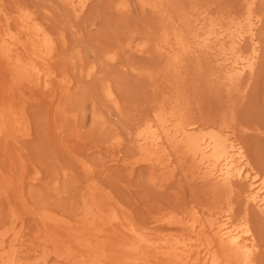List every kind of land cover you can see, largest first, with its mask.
Wrapping results in <instances>:
<instances>
[{
	"label": "rangeland",
	"instance_id": "obj_1",
	"mask_svg": "<svg viewBox=\"0 0 264 264\" xmlns=\"http://www.w3.org/2000/svg\"><path fill=\"white\" fill-rule=\"evenodd\" d=\"M244 1L168 0L161 5L165 9L153 11L141 0H90L82 13L75 14L64 0H0V21L9 22V33L19 32L17 15L25 12L56 43V52L46 63L30 51L23 58L16 50L0 48L7 68L0 67V79L9 86L12 74L30 86L14 89L11 95L17 104L25 102L28 137L12 133L8 112L0 107V187L8 196L0 198V220L15 209L26 238L39 244L40 253L50 261L59 247L85 264H172L164 262L169 254L163 246L150 249L148 242L173 238L178 228L157 225L154 216L184 219L196 212L204 213V218H224L229 209L230 220L249 230L254 246L248 264H264V214L251 206L245 209V184L213 188L193 180L181 165L174 178L162 185L148 166L139 164L130 172L123 164L135 156L134 130L158 107L176 104L187 121L229 126L251 166L264 176V0L253 6L262 20L261 31L257 29L260 55L253 73L237 83L240 92L234 89L237 85L229 88L223 81L216 50L200 47L177 70L167 66L157 49L164 29L182 28L190 34L192 20L201 16L207 18L201 24L207 31L214 26L209 19L242 17ZM141 41L146 49L138 53L131 46ZM92 66L94 73L87 76ZM67 80L69 89L51 103L49 98L59 95ZM107 83L112 85L116 106L104 95ZM112 157L116 161H110ZM85 191H93L118 221L117 229L128 240L125 247L111 246L91 228L86 235L76 232L74 219ZM198 249L200 258L204 245ZM109 256L114 258L110 262Z\"/></svg>",
	"mask_w": 264,
	"mask_h": 264
},
{
	"label": "bare ground",
	"instance_id": "obj_2",
	"mask_svg": "<svg viewBox=\"0 0 264 264\" xmlns=\"http://www.w3.org/2000/svg\"><path fill=\"white\" fill-rule=\"evenodd\" d=\"M64 1L75 14H80L87 8L90 0ZM141 1L144 6L150 5L154 11L160 10V7L163 8L164 5H161L168 0ZM245 1L247 2V4L244 3L246 10L242 17H230L231 19L223 22L216 20L217 18L209 19V22L214 21V26L207 31H203L201 25L207 21V18L201 16L192 20L193 28L191 31L189 30L190 34L185 33L187 30L184 31L182 28L172 29L171 32L164 29L165 32L163 30V35L157 43V49L163 54V57H166L164 60L168 61L167 66L179 70L183 67L186 56L196 54L200 47L212 48L216 50L215 53L212 52L216 54V61L221 66L223 81L228 84L227 87L235 86L241 80L244 81L243 78L246 75H251L255 70L260 55L261 46L258 38L260 32L257 34V29L261 31L258 25L262 21L261 15L254 12L253 6L256 0ZM16 21H18L19 32L15 34L9 33L7 20L4 23L0 21V48L11 50L12 53L16 50L15 53H21L23 58L26 56L25 52L30 51V55L45 63L48 62L56 52V43L51 33L29 13H19ZM245 43L247 48L243 47ZM131 47L136 52L143 53L146 49V42H137ZM109 58L113 59V56L110 55ZM1 59L0 56V67L5 69L6 65ZM12 64L14 63L12 62ZM93 73L94 67L92 66L87 76H91ZM10 80V85L7 86L5 83L8 81L4 83L0 79V99L2 100L0 107L8 112L12 133L28 137L30 120L25 102L23 100L17 104L18 102L16 103L11 95H13V91H16L14 89H29L30 86L20 79L12 78V74ZM70 82L67 80L66 86L60 90L59 95H52L49 101L53 103L58 100L62 93H65L66 88L69 89ZM246 83L248 81L243 82L245 85ZM236 87L239 85L234 89ZM103 92L108 101L116 106L117 101L112 85L107 83ZM33 97L36 100L39 99L35 94ZM175 105L164 104L158 107L139 126L137 125L133 136L135 156L123 160L125 168L132 172L137 165L144 164L162 185H166L174 178L177 166L181 165L184 166L182 170L187 167L193 180L206 182L213 188H227L234 185L235 182L243 183L246 185L245 209L251 206L264 214V176L257 173L251 166L242 144L236 139L234 133H231L233 131L228 129L229 126L217 127L218 125H212L213 123L204 126L194 120L187 121L180 112L182 109L179 110L180 107ZM116 142L120 143L119 140ZM110 161H116V157H112ZM20 164L24 166L23 161ZM9 178L12 180L11 176ZM2 194L5 199H8L5 191L0 187V198H2ZM96 196L93 191H85L82 195V209L76 214L74 229L76 232L86 235L91 228L93 232L109 240L111 246L125 247L128 240L117 229L118 221L104 210ZM227 210L229 213L230 210ZM228 213L224 218H211L210 216L204 218L202 217L205 216L204 213L201 214L202 216H198L196 212L184 219L156 215L152 221L157 225L174 226L173 228H178V230H175L173 238L168 236L161 240L153 239L148 242V246L150 249L163 246L169 254L168 258L164 259L165 263L205 264L209 261L210 264H215L216 261H220L223 264H248L254 246L249 238V230L241 222L231 221ZM21 219L15 209L10 208L8 215L0 220V264H85L76 256L65 255L59 251V247V250L54 251V258L51 261L48 260L46 255L40 253V245L34 244L26 238ZM196 241L199 244L194 246ZM60 242V238H57L56 243ZM201 244L204 245L205 252L199 258L198 246ZM62 249L64 250V248ZM65 249L67 250V248ZM113 259L109 256V262Z\"/></svg>",
	"mask_w": 264,
	"mask_h": 264
}]
</instances>
